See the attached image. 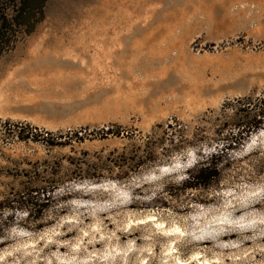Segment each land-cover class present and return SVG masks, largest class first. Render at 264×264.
<instances>
[{
  "label": "rangeland",
  "instance_id": "374dc122",
  "mask_svg": "<svg viewBox=\"0 0 264 264\" xmlns=\"http://www.w3.org/2000/svg\"><path fill=\"white\" fill-rule=\"evenodd\" d=\"M248 98L264 0H0V264H264V125L184 185Z\"/></svg>",
  "mask_w": 264,
  "mask_h": 264
},
{
  "label": "trees",
  "instance_id": "16d2710c",
  "mask_svg": "<svg viewBox=\"0 0 264 264\" xmlns=\"http://www.w3.org/2000/svg\"><path fill=\"white\" fill-rule=\"evenodd\" d=\"M243 100L245 101H237V103L241 106L239 112L242 113L243 116L239 118L233 116L232 122L230 123V125L237 129V133L231 136H218L213 139L216 141L213 145V148L216 150V152L214 151L215 153H207L202 161L197 162L194 165L192 170L189 172L187 179L184 181L186 188H208L213 180H217L219 178L220 165L222 164L220 158L228 155L227 152L233 149V146H236L245 140L244 136H246L250 131H255L264 125V98L259 99V101H251L249 98ZM236 114L237 112L235 115ZM16 125L23 127V129H27L28 133L32 132L29 124H25V126H23L22 123H17ZM156 127L161 128V125ZM180 127L181 123L178 121H175L174 123H167L163 129L164 136L161 137L160 142L147 141L144 145L145 148L142 149L144 151H142L141 155H133L131 157L124 158L122 165L124 164L125 167H128L132 163V166L137 169L148 161L153 160V151L154 149L158 148L161 149V154L165 155L167 148L162 142L164 140H168L169 142L173 143L176 138V132ZM19 137L20 139H25L29 138L30 136L19 134ZM33 138H35L34 135ZM119 165L120 163H118L117 166ZM45 191L47 190L40 187H34V189L28 190L27 193L23 192L21 198L22 200H26V194H32L35 198L38 194H43ZM26 214L27 217L30 216L29 212Z\"/></svg>",
  "mask_w": 264,
  "mask_h": 264
},
{
  "label": "bare ground",
  "instance_id": "6f19581e",
  "mask_svg": "<svg viewBox=\"0 0 264 264\" xmlns=\"http://www.w3.org/2000/svg\"><path fill=\"white\" fill-rule=\"evenodd\" d=\"M102 34H106V32H103ZM106 36V35H105ZM106 41V40H105Z\"/></svg>",
  "mask_w": 264,
  "mask_h": 264
}]
</instances>
